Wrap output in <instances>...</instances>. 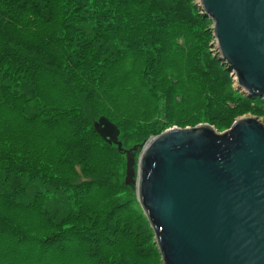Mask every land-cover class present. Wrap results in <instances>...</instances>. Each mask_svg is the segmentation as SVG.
<instances>
[{
  "label": "trees",
  "instance_id": "1",
  "mask_svg": "<svg viewBox=\"0 0 264 264\" xmlns=\"http://www.w3.org/2000/svg\"><path fill=\"white\" fill-rule=\"evenodd\" d=\"M195 1L0 0V264H162L126 157L93 123L126 151L264 115Z\"/></svg>",
  "mask_w": 264,
  "mask_h": 264
},
{
  "label": "water",
  "instance_id": "2",
  "mask_svg": "<svg viewBox=\"0 0 264 264\" xmlns=\"http://www.w3.org/2000/svg\"><path fill=\"white\" fill-rule=\"evenodd\" d=\"M197 6L212 21L215 52L235 88L264 100V0ZM93 129L124 153V183L135 184L162 264H264V124L257 118H239L222 133L172 128L126 151L109 120Z\"/></svg>",
  "mask_w": 264,
  "mask_h": 264
},
{
  "label": "rangeland",
  "instance_id": "3",
  "mask_svg": "<svg viewBox=\"0 0 264 264\" xmlns=\"http://www.w3.org/2000/svg\"><path fill=\"white\" fill-rule=\"evenodd\" d=\"M197 1L198 0H196L195 1V4H197ZM214 43H215V39L213 38V44L211 45V47H213L212 48V51H216V49H215V46H214ZM231 78H232V80H233V83H234V79H235V77L231 74ZM243 117H245V118H248V117H253V116H251V115H247V116H243ZM242 118V117H241ZM253 118H256V117H253ZM260 122H262L263 124H264V115L263 116H259L258 118H257ZM175 128V127H174ZM170 130V129H169ZM167 131V130H166ZM165 132V131H164ZM138 159V158H137ZM136 163H137V160H136V157H134V169H136L135 167H136Z\"/></svg>",
  "mask_w": 264,
  "mask_h": 264
}]
</instances>
